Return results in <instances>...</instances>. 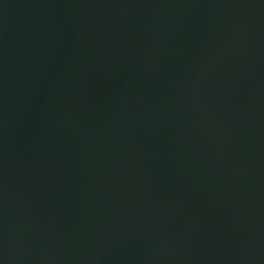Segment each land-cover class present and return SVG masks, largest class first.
I'll return each instance as SVG.
<instances>
[{"label":"water","instance_id":"95a60500","mask_svg":"<svg viewBox=\"0 0 264 264\" xmlns=\"http://www.w3.org/2000/svg\"><path fill=\"white\" fill-rule=\"evenodd\" d=\"M0 264H264V0H0Z\"/></svg>","mask_w":264,"mask_h":264}]
</instances>
